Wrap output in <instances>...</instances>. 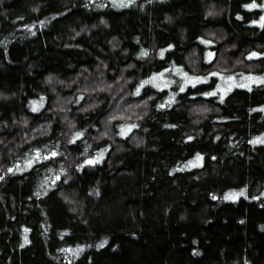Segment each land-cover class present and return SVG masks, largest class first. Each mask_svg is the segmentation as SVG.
Returning <instances> with one entry per match:
<instances>
[{"label":"trees","instance_id":"trees-1","mask_svg":"<svg viewBox=\"0 0 264 264\" xmlns=\"http://www.w3.org/2000/svg\"><path fill=\"white\" fill-rule=\"evenodd\" d=\"M262 4L0 0V264H264Z\"/></svg>","mask_w":264,"mask_h":264},{"label":"rangeland","instance_id":"rangeland-1","mask_svg":"<svg viewBox=\"0 0 264 264\" xmlns=\"http://www.w3.org/2000/svg\"><path fill=\"white\" fill-rule=\"evenodd\" d=\"M255 6L256 5H254V6H252V7H250L249 8V10L250 9H255ZM258 9H260L259 11H262V15H261V21H264V19H262V18H264V4H262V5H258V6H256ZM174 77H177V76H174ZM153 83H155L154 81H153Z\"/></svg>","mask_w":264,"mask_h":264},{"label":"snow or ice","instance_id":"snow-or-ice-1","mask_svg":"<svg viewBox=\"0 0 264 264\" xmlns=\"http://www.w3.org/2000/svg\"><path fill=\"white\" fill-rule=\"evenodd\" d=\"M262 19H264V18H262ZM253 55H258V54L257 53H253ZM89 163H94V161H89Z\"/></svg>","mask_w":264,"mask_h":264}]
</instances>
